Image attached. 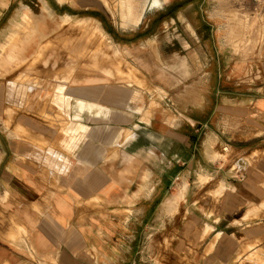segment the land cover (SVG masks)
<instances>
[{"label":"crops","instance_id":"1","mask_svg":"<svg viewBox=\"0 0 264 264\" xmlns=\"http://www.w3.org/2000/svg\"><path fill=\"white\" fill-rule=\"evenodd\" d=\"M53 1L54 7L46 0H0V25H5L4 29L0 28V41H17L2 44L0 66L23 63L19 56L35 55L42 43L60 35L56 31L57 19L95 20L111 39L112 33L103 22L118 30L110 16L87 0ZM160 1L167 16V42L172 48L167 65L172 67L173 79L178 72L183 82H191L181 86L180 97L174 95L179 84L173 82L167 90L171 89L174 103H184L186 110L203 117L195 130L197 142L190 145L183 140L182 152L188 155L178 164H198L203 170L213 164L216 175H220L218 180L202 182L203 192L185 194L179 204L180 211L178 208L176 214L167 216L165 231L170 245L165 264H264V16L255 13L264 8V0ZM136 5L135 0H120L118 7L130 9L132 17ZM246 14L249 19H245ZM131 17H121L123 27L134 26L135 18ZM143 20L144 17L141 23ZM20 26L23 34L16 31ZM119 31L125 33L123 29ZM114 54L118 57V49ZM112 67V71L108 67L104 73L109 76L115 71L124 73L128 80L145 86L135 69L126 73L119 63ZM71 71L66 68L60 76H55L52 103L47 99L55 106L62 126L58 149L69 158L65 166H17L48 171L39 173L37 188H27L30 198L34 199L35 195L38 198L39 213L28 215L22 225L23 235L11 237L9 234L17 233L13 226L0 224V264H125L126 252L132 250L127 246L129 242L124 238L126 231L122 226L94 218L108 208L106 205L103 209L102 201L108 203L116 195V199H123L116 194L117 188L104 172V166L96 165L108 162V122L112 107L109 98H114L112 103L124 109L129 99L121 97L123 89L117 87H110L106 96L109 85H68ZM212 76L213 81L207 80ZM31 84L41 86L36 80ZM211 90L212 101L208 94ZM153 105L154 102L148 111L139 109L143 121L149 122ZM177 121L169 126L173 134L178 130ZM27 127L17 124L11 136L17 131H30ZM115 134L127 141L134 131L121 129ZM38 135L52 134L47 131ZM227 150L231 152L228 160L216 158L217 153ZM14 167L11 164L6 170ZM57 168L65 171L58 175ZM3 181L10 185L17 183L8 175ZM161 182H156L150 193ZM183 184V190L171 197L173 193L167 204L173 207L183 198L189 183ZM6 189V194H13L11 187ZM139 195L135 193L134 200H154L153 196L140 198ZM96 201L102 204L99 202L95 207ZM91 203L95 208L87 207ZM145 212L143 209V216ZM112 236L119 238L118 245L112 243ZM138 250L129 264H143L138 259Z\"/></svg>","mask_w":264,"mask_h":264},{"label":"rangeland","instance_id":"2","mask_svg":"<svg viewBox=\"0 0 264 264\" xmlns=\"http://www.w3.org/2000/svg\"><path fill=\"white\" fill-rule=\"evenodd\" d=\"M46 1L54 7L53 0ZM87 1L111 17L118 30L107 22H103V25L112 33L113 39L105 34L95 20L57 19L56 31L60 35L42 43L39 46V53L37 51L35 55L29 57L22 54L19 56V59L24 60L21 64L0 66V224L13 226L14 232L17 233L9 236L20 237L25 230L22 225L28 215L39 213L38 198L36 195L33 196L34 199L30 198L27 188H37L39 173L43 174L48 170H39L37 167L21 169L17 166L21 164L65 166L64 164L67 163L69 157L58 149V143L62 139V126L57 120L55 106L51 103L56 85L55 76H60L63 70L70 68L72 73L68 85H109V88L105 89L106 96L110 87H117L123 89L121 97L129 99V105L124 109L112 103L115 101L114 98H109L112 106L108 122L110 151L103 155V158H106L108 153V162L95 164L99 167L104 166V172L114 183L113 187L117 188L116 194L121 195L123 199H116V195L108 203L102 201L105 204L103 209L106 205L108 208L94 218L98 221L102 219L109 225H120L125 229L124 238L129 242L127 246L132 249L126 252L125 264L132 261L137 248H139L138 259H142L143 264H165L167 248L170 245L165 231L167 216L176 214L178 208L180 211L179 204L185 199V194L187 196L195 195L199 191L203 192L202 182L220 179V175L215 173L213 164L207 170L198 168V164L183 166L178 164L188 155L187 152H182L183 140L190 145L197 142L199 138L195 130L198 122H201L199 119L203 117L196 111L186 110L187 106L184 103H174L171 89L167 90V86H171L173 82L179 84L180 88L174 91V95L180 97L181 86L191 82H183L182 75L178 72L174 73L173 79L172 67L167 65L172 48L170 42H167L165 33L168 28L165 24L166 11H147L144 20L138 26L123 27L121 17L123 15L131 17V10L119 9L120 0ZM140 1L135 0V4ZM258 12L261 13L259 16H264V8L255 10V13ZM132 13L131 18H136L139 10L135 9ZM246 18L249 19L247 14ZM51 21L55 20L51 19ZM0 28L4 29L5 25H0ZM21 28L20 26L16 31L23 34L24 29ZM120 29L125 30V33L119 31ZM25 31H27L26 27ZM10 42L17 41H0V50L2 44ZM117 49L118 57L114 54ZM179 49L180 46L177 47V51ZM118 63L126 73L135 69L137 76L146 82L145 86L128 80L124 77V73L118 74L115 71L113 76L104 73V69L109 67L112 71L113 64ZM209 79L213 81L214 76L207 78ZM35 80L39 81L41 86L33 87L31 81ZM208 94L212 101V90ZM133 96L137 98L133 100ZM47 99H50L51 103ZM44 102L46 105L43 104ZM153 102L151 118L149 122H145L139 109L148 111ZM113 106L119 107L120 110H115ZM172 121L174 123L177 121L175 126H178L174 134L169 127ZM17 124L28 126L27 129L30 131H17L16 135L11 136L16 131ZM121 129L133 130L134 136L127 141L118 139L115 133L120 132ZM47 131L52 135H38ZM230 155V150L222 151L220 155L217 153L216 158L228 160ZM194 158L199 159L198 150ZM11 164L16 167L6 170V166ZM59 168H57L58 175L65 171ZM7 175L15 180L12 182L17 183L5 184L3 180ZM161 180L156 191L150 193L156 182L159 183ZM182 182H188L189 187L187 186L188 189L184 191L183 198L172 207L166 201L173 193L175 194L171 197L183 190L185 184L181 186ZM6 187H11L13 194H6ZM209 187V185L206 187L207 190ZM135 193H139L140 198L153 196L154 200L146 201L138 198L134 200ZM99 202H95L97 203L95 207ZM87 205L89 209L95 208L92 203ZM143 209L146 210L144 216ZM112 238V243L118 245L119 238L115 236ZM125 240L120 239L122 243ZM114 245L111 246L115 248Z\"/></svg>","mask_w":264,"mask_h":264},{"label":"flooded vegetation","instance_id":"3","mask_svg":"<svg viewBox=\"0 0 264 264\" xmlns=\"http://www.w3.org/2000/svg\"><path fill=\"white\" fill-rule=\"evenodd\" d=\"M145 0H141L135 7V9L139 10L138 16L135 18V24L134 26H138L141 23V20L143 19L145 13L147 11L155 10V11H162L165 9L161 8V1L160 0H148L146 3V7L143 8V5L145 4ZM134 9V10H135Z\"/></svg>","mask_w":264,"mask_h":264},{"label":"bare ground","instance_id":"4","mask_svg":"<svg viewBox=\"0 0 264 264\" xmlns=\"http://www.w3.org/2000/svg\"><path fill=\"white\" fill-rule=\"evenodd\" d=\"M60 1H64V0H60ZM221 187H223V186H221Z\"/></svg>","mask_w":264,"mask_h":264}]
</instances>
